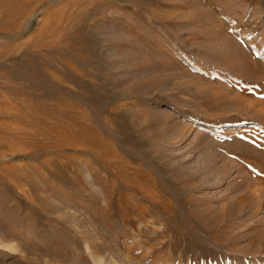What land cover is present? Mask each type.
<instances>
[{
	"label": "rangeland",
	"instance_id": "rangeland-1",
	"mask_svg": "<svg viewBox=\"0 0 264 264\" xmlns=\"http://www.w3.org/2000/svg\"><path fill=\"white\" fill-rule=\"evenodd\" d=\"M86 249L264 264V0H0V264Z\"/></svg>",
	"mask_w": 264,
	"mask_h": 264
},
{
	"label": "bare ground",
	"instance_id": "bare-ground-1",
	"mask_svg": "<svg viewBox=\"0 0 264 264\" xmlns=\"http://www.w3.org/2000/svg\"><path fill=\"white\" fill-rule=\"evenodd\" d=\"M87 239V238H86ZM87 243L88 242H86V244L85 245H87ZM87 247V246H86ZM90 246H89V244H88V247L87 248H89ZM90 249H86V251H89ZM91 251V250H90ZM89 256H90V258H92L93 259V262L95 263V264H105V262L103 263V260L102 259H100V258H94V253L91 251V252H89V254H88Z\"/></svg>",
	"mask_w": 264,
	"mask_h": 264
}]
</instances>
